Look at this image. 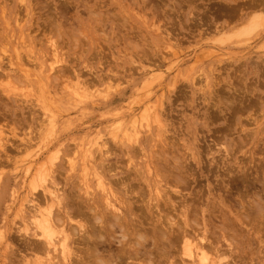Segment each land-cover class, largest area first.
<instances>
[{
  "label": "rangeland",
  "instance_id": "obj_1",
  "mask_svg": "<svg viewBox=\"0 0 264 264\" xmlns=\"http://www.w3.org/2000/svg\"><path fill=\"white\" fill-rule=\"evenodd\" d=\"M0 64V264H111L113 204L264 264V0H0Z\"/></svg>",
  "mask_w": 264,
  "mask_h": 264
},
{
  "label": "bare ground",
  "instance_id": "obj_2",
  "mask_svg": "<svg viewBox=\"0 0 264 264\" xmlns=\"http://www.w3.org/2000/svg\"><path fill=\"white\" fill-rule=\"evenodd\" d=\"M258 3V2H257ZM261 3V2H260ZM256 7V6H255ZM99 12V11H98ZM56 17V16H55ZM157 30V29H156ZM2 65V64H0ZM0 72H2L1 70V66H0ZM1 123V122H0ZM41 128V127H40ZM4 143V142H3ZM27 146V145H26ZM5 149V144H0V150L1 153L2 151H4ZM6 150V149H5ZM5 155V154H2ZM7 157V155H5ZM227 158V157H226ZM109 166V165H108ZM147 167V166H146ZM187 172V171H186ZM210 172V171H209ZM168 177V176H167ZM238 177V176H237ZM249 177V176H248ZM225 178V177H224ZM254 178V177H252ZM31 182V180H29ZM112 182V181H111ZM255 183V182H254ZM31 187V186H30ZM52 189V188H51ZM49 189V187H44V190L46 191L47 195L49 196V203H51L52 201H54V199H56L58 196L54 193L55 190H51ZM180 197V196H179ZM164 198V197H163ZM107 200V199H106ZM117 200V199H116ZM127 202V201H125ZM54 203V202H52ZM124 203V202H123ZM171 205V204H170ZM51 208L52 205H49ZM109 207H112L111 204L108 203ZM88 207V206H86ZM116 207V206H115ZM114 204H113V209H116L117 211H119V213H117V215L113 214V219H108L104 212L101 211H95L96 216L98 219L101 220V224L102 227L100 225V227L103 229L104 231V235L107 237L108 240H110V242L112 243V239L114 238V229L116 230H121L123 231L124 234H122V239L117 240V243L119 244L118 247H116V251L114 253H111L110 256L112 257V260L109 259L111 262V264H177L176 263V259L178 258V243L181 242L183 244H181V250L183 255H186L187 257H189L192 261V264H196L194 262L195 257L198 258V263L200 264H204L207 260H208V256L206 254V252L204 251V249H202V245L200 246H193L195 247V251L193 252L194 249H192V245L191 242L189 241L187 235L188 232L186 230H184V228L180 227L181 229H177L174 228L172 223H168L166 222L167 220H165L167 224L166 225H162V223H159L158 221L155 220H151L150 224H149V229L150 233L152 235V242H148L146 237L142 236L143 233L147 232L148 230L145 229V227H143V222L141 219H143L144 221V217H138L141 221H136V225H134L132 222L130 221H134L129 219V216H133V217H137L136 215L133 214V209L130 207H125L124 210L122 208H115ZM147 207V210L145 211L146 213H149V207ZM172 207V206H170ZM47 209L49 211H46L47 213H45V215H38L36 217V215H34V219L33 222L36 224L35 226L39 228V233L38 234V238L41 241L47 240V242H45L46 244V248L48 249L46 251V249H44V257L45 260H47L48 262L51 263V260L54 258L51 254L56 252L58 250L57 245L54 244L53 242V224L51 222L52 216H51V209ZM75 209V208H74ZM89 209V208H87ZM146 209V208H145ZM160 210V209H159ZM184 210V209H183ZM37 211V210H36ZM76 211V210H75ZM116 211V212H117ZM162 211V210H161ZM82 212V211H81ZM110 212V211H109ZM114 212V211H113ZM157 212V211H156ZM44 213V212H43ZM78 213V212H77ZM36 214V213H35ZM38 214V211H37ZM80 214V212H79ZM95 215V214H94ZM112 215V214H111ZM144 215V214H143ZM165 215V214H164ZM82 216V215H81ZM33 217V216H32ZM76 217V216H75ZM73 218V217H72ZM77 218V217H76ZM148 219H151L153 217H145ZM63 221V220H62ZM97 223V222H95ZM175 223V222H174ZM147 224V222H146ZM147 224V225H148ZM97 225V224H96ZM139 225V226H138ZM93 226V225H92ZM136 227V230L134 229ZM147 227V226H146ZM148 228V227H147ZM87 230V229H86ZM134 230L139 232V231H143V233L140 232V234H137V238H135V241H132V238L130 239L129 237L127 239H125L126 235H133L134 234ZM88 231V230H87ZM94 231V230H93ZM96 231V230H95ZM102 231V230H101ZM126 231H129L128 234H126ZM91 232V231H89ZM86 233V232H85ZM92 234V233H91ZM92 235H97V233L92 234ZM204 235V234H203ZM103 236V235H102ZM206 236V235H205ZM65 237V236H64ZM104 237V236H103ZM105 237V240H106ZM195 237V236H194ZM0 238H2V235L0 234ZM71 239V238H70ZM118 239V238H117ZM186 239V240H185ZM194 239V238H193ZM81 240V239H80ZM104 241V240H103ZM36 242V241H35ZM67 242V241H66ZM86 243V241H83V243ZM93 243V241H91ZM96 242V241H95ZM115 242V241H113ZM148 242V243H147ZM190 242V244H189ZM34 243V242H33ZM32 243V245H33ZM57 243V242H56ZM82 243V240H81ZM98 243V241L96 242ZM100 243V242H99ZM98 243V244H99ZM108 243V244H111ZM27 244V243H25ZM24 244V245H25ZM29 244V243H28ZM35 244V243H34ZM38 244V242L36 243ZM72 244V243H71ZM76 244V243H75ZM79 243H77L78 245ZM95 244V243H94ZM180 244V243H179ZM200 244V243H199ZM43 245V244H40ZM83 245V244H82ZM84 245V246H86ZM100 245V244H99ZM190 245V246H189ZM72 246V245H71ZM91 246V245H89ZM85 248L82 254V250L80 247H76V253H74L75 258L77 257V259H79L77 261V264H97L96 260L99 259V256L96 253L95 248H93L92 246L90 247L91 249ZM112 246V245H111ZM6 247V246H5ZM41 246H39L40 248ZM99 247V246H98ZM183 247V248H182ZM30 248V247H29ZM29 248L27 249L25 247V249H27L29 251ZM73 248V247H72ZM80 248V249H79ZM32 249V247H31ZM33 249H35V247H33ZM32 249V250H33ZM61 249L60 252L61 254H65L67 252V244H64L62 242V247L59 248ZM93 249V251H91ZM197 250L200 251V253H197ZM26 251V250H25ZM31 251V250H30ZM51 253V254H50ZM69 253V252H68ZM73 252H71L72 254ZM79 255H78V254ZM181 253V252H180ZM103 254V253H102ZM67 256V255H66ZM107 256V255H106ZM182 256V254H181ZM185 256V257H186ZM71 257V256H70ZM177 257V258H176ZM180 257V256H179ZM58 258V257H57ZM176 258V259H175ZM60 259V258H59ZM43 260V259H42ZM57 260V259H56ZM61 260V259H60ZM180 261V260H179ZM197 261V260H196ZM57 262V261H56ZM103 263L101 264H106L104 261H102ZM209 262V261H208ZM216 262V261H215ZM54 263V262H53ZM61 263V262H58ZM64 262L62 261V264ZM180 263V262H179ZM57 264V263H56ZM214 264V261H213Z\"/></svg>",
  "mask_w": 264,
  "mask_h": 264
}]
</instances>
